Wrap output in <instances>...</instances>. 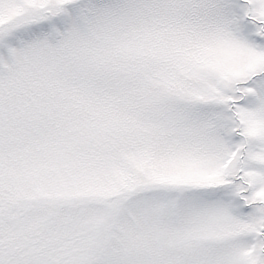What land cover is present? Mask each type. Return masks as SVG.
<instances>
[{
	"label": "snow or ice",
	"instance_id": "obj_1",
	"mask_svg": "<svg viewBox=\"0 0 264 264\" xmlns=\"http://www.w3.org/2000/svg\"><path fill=\"white\" fill-rule=\"evenodd\" d=\"M0 264H264V0H0Z\"/></svg>",
	"mask_w": 264,
	"mask_h": 264
}]
</instances>
